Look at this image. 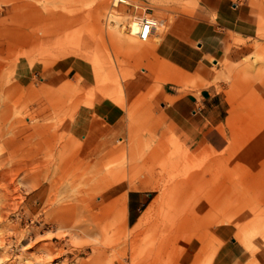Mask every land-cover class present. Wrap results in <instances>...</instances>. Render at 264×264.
Segmentation results:
<instances>
[{"label":"rangeland","instance_id":"obj_1","mask_svg":"<svg viewBox=\"0 0 264 264\" xmlns=\"http://www.w3.org/2000/svg\"><path fill=\"white\" fill-rule=\"evenodd\" d=\"M124 1L139 7L0 0V264H223L230 245L235 264H264V0H223L248 31L195 14L205 0ZM144 11L159 23L140 41ZM179 43L195 70L172 59ZM211 84L229 107L219 146L184 140L161 108L166 89ZM131 189L152 196L129 226Z\"/></svg>","mask_w":264,"mask_h":264},{"label":"crops","instance_id":"obj_2","mask_svg":"<svg viewBox=\"0 0 264 264\" xmlns=\"http://www.w3.org/2000/svg\"><path fill=\"white\" fill-rule=\"evenodd\" d=\"M212 7H215V19L220 27L239 31L251 29L246 23L248 13H240V10H237L238 6L234 8L232 4H225L223 0H205L203 6L195 10V14L206 18L207 15H210ZM153 20L159 23L158 19L154 18ZM139 28V24L134 25L133 32L137 33ZM185 47L183 43L177 44L176 49L171 53V57L184 70L193 71L197 68L202 55L199 51H195L194 54L200 55L198 57H189L186 53L187 47ZM202 47L203 45L201 44L197 46L199 50ZM161 95L162 100H164L165 96H175L172 101L163 102L161 106L162 113L166 117L167 122L176 128V131L184 140L189 142L206 141L215 146L224 143L219 127L226 118V112L229 107L227 106L225 95L217 90L216 85L211 84L197 91L192 90L185 93L166 89ZM93 113L94 111L89 108H79L71 124V131L74 136L87 137L91 129ZM150 196H152L151 193L142 189H131L128 191L126 204L129 226L134 225L138 221ZM220 253L223 264H235L241 258L243 252L240 247L230 245L222 247Z\"/></svg>","mask_w":264,"mask_h":264},{"label":"built area","instance_id":"obj_3","mask_svg":"<svg viewBox=\"0 0 264 264\" xmlns=\"http://www.w3.org/2000/svg\"><path fill=\"white\" fill-rule=\"evenodd\" d=\"M114 3V0H113ZM119 4H125L128 6L133 7L135 10L138 9V5H133L131 4H127L124 0H118ZM142 21H141V28L140 31L138 33V38L142 41H146L150 36H151V31L153 28H155V22H154V18L152 16H150L149 13H147L146 11H144V13H142L141 15Z\"/></svg>","mask_w":264,"mask_h":264},{"label":"bare ground","instance_id":"obj_4","mask_svg":"<svg viewBox=\"0 0 264 264\" xmlns=\"http://www.w3.org/2000/svg\"><path fill=\"white\" fill-rule=\"evenodd\" d=\"M141 21H142V20H141ZM140 26H141V25H140ZM155 27H157V26L155 25ZM140 28H141V27H140ZM153 29H155V28H153ZM153 29H152V30H153ZM139 31H140V29H139ZM139 31H138V33H139ZM138 33L136 34L137 37H138ZM151 34H152V31H151ZM149 38H150V37H149ZM149 38H148V39H149ZM148 39H147V40H148Z\"/></svg>","mask_w":264,"mask_h":264}]
</instances>
